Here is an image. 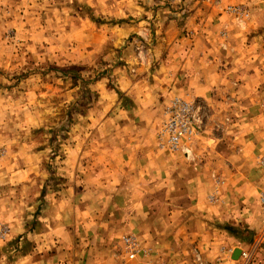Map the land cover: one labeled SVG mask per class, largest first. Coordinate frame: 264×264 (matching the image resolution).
Instances as JSON below:
<instances>
[{
    "label": "rangeland",
    "instance_id": "obj_1",
    "mask_svg": "<svg viewBox=\"0 0 264 264\" xmlns=\"http://www.w3.org/2000/svg\"><path fill=\"white\" fill-rule=\"evenodd\" d=\"M170 63L179 79L166 94L158 76ZM143 79L147 95L130 94ZM176 99L200 118L189 152L200 135L232 151L242 136L255 149L264 0H0V264H179L178 164L141 175L114 166V143L97 142L141 125L139 104H158L152 148L185 155L160 137ZM212 178L207 201L222 205L223 178ZM214 222L231 237L229 264H257L254 249L237 248L252 244L249 230ZM125 236L139 244L133 260ZM196 245L186 264H205Z\"/></svg>",
    "mask_w": 264,
    "mask_h": 264
},
{
    "label": "crops",
    "instance_id": "obj_2",
    "mask_svg": "<svg viewBox=\"0 0 264 264\" xmlns=\"http://www.w3.org/2000/svg\"><path fill=\"white\" fill-rule=\"evenodd\" d=\"M159 74L161 75L158 78L167 80V87H164L165 82H158L164 93L172 81L179 79V71L171 63ZM144 84V79L132 83L130 94L147 91V87L144 90L141 89ZM169 93H173L171 89L166 94ZM141 106L143 109L140 108ZM136 108L142 116L141 125L134 127L133 124L127 122V125L122 124V126L130 128L132 125L131 132L126 131L125 133V127H123V132L118 134L121 130L113 128L112 131L117 133L116 137L113 136V140L98 135L101 140L99 139L97 142L105 139L104 142L114 143L112 147L114 166L141 168L142 171H139L141 175L157 172L165 176L169 170L168 166L173 164L171 162L173 159L178 164L179 264H186V259H188L186 255L190 254V245L195 243L202 248V254L206 258L205 264H229L225 254L227 252L226 245L231 244V237L215 229V220L229 224L234 223L249 230L254 236V241L249 247L244 244L237 248L243 251L247 248L254 249L261 256L257 264H264V146H262L264 128L261 127L258 119L259 134H256L255 149L248 150V141L242 136L239 150L232 151L226 147L223 149L218 141L215 142L216 140L205 142V136L200 135L202 139L198 138L195 149L187 156L179 154V156L168 157L165 153L152 148L151 144H154L155 141L148 132L153 112H156V116H158L161 108L158 104L150 103L139 104ZM135 116L138 118V114ZM137 128L139 135L130 136ZM145 131L148 135L145 134ZM218 148H222V150ZM125 158L127 164H122L121 160ZM221 162L224 167L220 165ZM170 169L175 168L171 166ZM215 174L223 178V186L219 189L223 190V194L220 195L223 200L222 205L211 204L207 201L208 194L215 190V183L212 180V175ZM186 217L188 218L185 219ZM189 223L192 224L188 226ZM153 237L155 238L154 235ZM155 248L158 249V254L161 253V250L166 249L159 244ZM234 249L232 248V250Z\"/></svg>",
    "mask_w": 264,
    "mask_h": 264
},
{
    "label": "built area",
    "instance_id": "obj_3",
    "mask_svg": "<svg viewBox=\"0 0 264 264\" xmlns=\"http://www.w3.org/2000/svg\"><path fill=\"white\" fill-rule=\"evenodd\" d=\"M199 123L198 110L192 103L178 99L173 100L167 110L160 132L164 146L174 152L181 151L188 155L187 143H190L195 136ZM122 246L127 259L133 260L139 251L137 240L134 237L125 236L122 238ZM241 259L247 260V253L242 252Z\"/></svg>",
    "mask_w": 264,
    "mask_h": 264
},
{
    "label": "water",
    "instance_id": "obj_4",
    "mask_svg": "<svg viewBox=\"0 0 264 264\" xmlns=\"http://www.w3.org/2000/svg\"><path fill=\"white\" fill-rule=\"evenodd\" d=\"M239 254H240V250H236L235 253H234V257L239 256Z\"/></svg>",
    "mask_w": 264,
    "mask_h": 264
}]
</instances>
